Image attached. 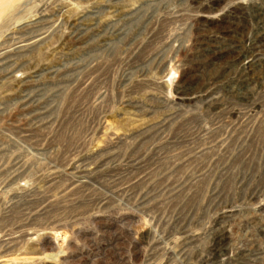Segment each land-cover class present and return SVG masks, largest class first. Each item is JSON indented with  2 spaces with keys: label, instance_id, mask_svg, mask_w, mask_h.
Wrapping results in <instances>:
<instances>
[{
  "label": "rangeland",
  "instance_id": "rangeland-1",
  "mask_svg": "<svg viewBox=\"0 0 264 264\" xmlns=\"http://www.w3.org/2000/svg\"><path fill=\"white\" fill-rule=\"evenodd\" d=\"M263 4L0 0V264H264Z\"/></svg>",
  "mask_w": 264,
  "mask_h": 264
},
{
  "label": "bare ground",
  "instance_id": "bare-ground-1",
  "mask_svg": "<svg viewBox=\"0 0 264 264\" xmlns=\"http://www.w3.org/2000/svg\"><path fill=\"white\" fill-rule=\"evenodd\" d=\"M255 1H258V0H255ZM260 1H264V0H260ZM259 3V2H258ZM262 3V2H261ZM259 5V4H258ZM258 5H256V7L255 8H257V9H254V11H253V14H255V16H260L259 18V20H262L263 19V21H264V9L263 8H261V6H258ZM262 5V4H261ZM264 5V4H263ZM254 8V7H253ZM248 12H250V11H248ZM262 12V13H261ZM244 14H245V12H243ZM250 14V13H249ZM254 16V15H253ZM254 16V17H255ZM253 17V18H254ZM249 20V19H248ZM252 20V19H251ZM257 20V19H256ZM255 21V20H254ZM253 25H254V22L252 23ZM255 24H256V21H255ZM256 26H258L257 24H256ZM264 26V25H263ZM261 27H262V25H261ZM261 27L259 28H256V30H255V34H254V41H255V43H254V41H252L253 42V47L252 48H250L249 50H248V53H249V55H252V58H254L256 61H255V63H259V65L260 66H263V63L261 62L262 60H260V56L261 55H257L256 53V51H255V49H257V47H258V44L260 45V42L262 41V42H264V33L263 32H261L260 30H262L261 29ZM260 29V30H259ZM250 40V39H249ZM252 45V44H251ZM248 46V45H247ZM257 46V47H256ZM256 54V55H255ZM259 56V57H258ZM207 65V64H206ZM251 65H253V63H252V61L250 60V61H247V62H244L243 64H241L240 66H241V68L239 67L238 69H239V71L237 72V70H236V73L239 75V74H241V73H244L243 75H246L247 74V72L249 71V69H251ZM208 66V65H207ZM254 66V65H253ZM257 68V67H256ZM247 77V76H246ZM243 78V77H242ZM237 80V79H236ZM245 80V81H244ZM244 80H242V81H238L237 80V84H238V86H242V85H246L247 84V81H246V79H244Z\"/></svg>",
  "mask_w": 264,
  "mask_h": 264
}]
</instances>
